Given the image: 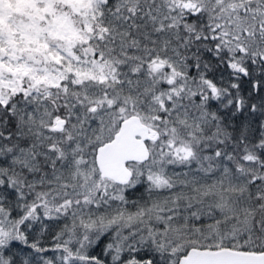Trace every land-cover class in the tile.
I'll use <instances>...</instances> for the list:
<instances>
[{"label": "snow or ice", "instance_id": "1", "mask_svg": "<svg viewBox=\"0 0 264 264\" xmlns=\"http://www.w3.org/2000/svg\"><path fill=\"white\" fill-rule=\"evenodd\" d=\"M0 264H264V0H0Z\"/></svg>", "mask_w": 264, "mask_h": 264}]
</instances>
